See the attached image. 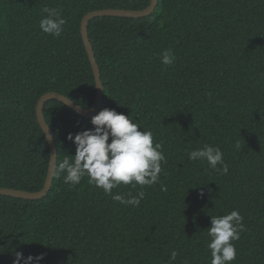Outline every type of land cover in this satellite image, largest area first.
Masks as SVG:
<instances>
[{
    "label": "trees",
    "instance_id": "trees-1",
    "mask_svg": "<svg viewBox=\"0 0 264 264\" xmlns=\"http://www.w3.org/2000/svg\"><path fill=\"white\" fill-rule=\"evenodd\" d=\"M149 3L0 0V187H43L50 149L36 107L44 93L93 105L83 16ZM45 7L67 20L59 38L39 27ZM88 29L104 85L96 114L115 109L153 132L167 160L160 182L112 190L125 198L144 191L139 207L114 201L87 177L65 184L66 173L55 174L40 199L0 194V264H14L16 253L43 255L39 264H169L174 249L173 264H211V216L232 210L246 230L233 242L231 264H264V0H159L148 16L95 17ZM166 49L175 56L168 66L161 63ZM44 114L57 164L74 157L67 137L94 129L92 118L56 99ZM205 144L221 148L227 174L189 159Z\"/></svg>",
    "mask_w": 264,
    "mask_h": 264
},
{
    "label": "clouds",
    "instance_id": "clouds-1",
    "mask_svg": "<svg viewBox=\"0 0 264 264\" xmlns=\"http://www.w3.org/2000/svg\"><path fill=\"white\" fill-rule=\"evenodd\" d=\"M43 11L46 15L39 21L42 32L61 37L67 24L62 10L45 7ZM174 60L171 49L163 51V65H172ZM91 123L94 129L75 136L71 133L68 135V140L76 145V155H68L58 164L55 162V174L60 176L66 173L62 177L63 182L70 186L80 184L87 177L90 184L102 188L114 201L139 207L145 197L144 191H138L135 196L129 192L125 198V195L113 193L112 190L121 184L151 187L159 183L162 164L167 163L162 144L154 142L151 130H141V124L133 122L128 115L118 113L115 109L101 110L92 117ZM236 148L241 150L239 143ZM223 156L221 148L211 144H205L189 153L190 160L206 162L211 169L227 174L229 166L224 162ZM50 163L52 166V158ZM161 190L166 191V186L161 184ZM243 219L238 210H232L226 215L211 216V227L207 231L211 264H231L236 259L237 250L233 242L238 241L241 232L246 230ZM178 255L177 250H172L169 264H173ZM43 258V255L24 258L22 253H16L14 264H21V260L23 264H39Z\"/></svg>",
    "mask_w": 264,
    "mask_h": 264
},
{
    "label": "water",
    "instance_id": "water-1",
    "mask_svg": "<svg viewBox=\"0 0 264 264\" xmlns=\"http://www.w3.org/2000/svg\"><path fill=\"white\" fill-rule=\"evenodd\" d=\"M159 0H150V3L148 6L142 9H125V8H104V9H96L87 12L81 21V35L82 39L89 57V60L91 62V66L93 69V74L95 77V84H96V94L95 99L93 102V105L91 108H84L81 105H79L76 101L71 99L69 96L57 92V91H48L44 93L36 107V115H37V121L40 124L46 138L49 144L50 149V161L51 158L53 160V164L51 166V163L49 162V167L47 171V175L45 178V181L43 182V187L40 190L37 191H28L24 189H18L13 187H0V194L2 195H9L13 197H19L24 199H40L44 197L48 191L51 188V182L54 179L55 175V162L56 158L58 160V149L56 146V141L54 138V134L51 130V127L49 123L46 120L45 114H44V105L45 103L50 99H56L61 102H63L65 105H67L69 108H71L73 111L78 113L81 116L92 118L102 107L103 103V94H104V85L101 78V69L98 64L95 51L92 45V42L89 37V22L91 19L95 17L100 16H120V17H144L152 14L155 11L156 6L158 5Z\"/></svg>",
    "mask_w": 264,
    "mask_h": 264
}]
</instances>
